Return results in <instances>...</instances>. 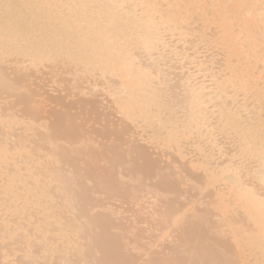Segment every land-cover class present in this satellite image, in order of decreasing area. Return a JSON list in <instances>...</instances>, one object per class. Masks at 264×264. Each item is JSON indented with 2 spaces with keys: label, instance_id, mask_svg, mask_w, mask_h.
<instances>
[{
  "label": "bare ground",
  "instance_id": "obj_1",
  "mask_svg": "<svg viewBox=\"0 0 264 264\" xmlns=\"http://www.w3.org/2000/svg\"><path fill=\"white\" fill-rule=\"evenodd\" d=\"M210 25L218 29L214 37H207L206 28ZM191 36L207 43L217 41L223 56L218 67L202 68L204 59L195 57V53L188 54L193 48L179 47ZM179 51L184 54L182 61L177 59ZM52 61L56 64L50 69L48 66L49 70L60 72L58 68L67 65L69 68L63 73L74 75L71 79L86 76L91 80L90 76L95 78L96 75L105 79L111 91L110 100L113 98L112 105L115 102L118 117L123 122H140L145 129L148 127L151 131L157 127L163 132L160 135L164 138L157 131H151L154 135L145 136L146 139H164L165 148L176 151L180 150V140H190L197 147V156L202 157L199 165L206 172V176L204 171L202 173L205 180L202 178L200 182L206 186L192 185L198 190V196L217 183L221 184V190L224 186V191H214L215 200L211 202L203 200V210L196 208L199 203L196 200L191 203V209L184 212L170 200L166 202L165 195L164 199L153 200L156 206L150 202L152 209L166 202L165 209L155 212L152 219L159 223L160 237L173 229V233H179L180 244L171 251L174 255L168 251L170 248L165 249L166 253L157 250L159 254L154 247L151 249L154 252L148 254L150 247H146L148 251L144 247L145 253L137 244L141 229L135 228L137 232L119 227L112 211L107 215L104 205L100 208L97 201L89 200L92 188L96 187L104 188L111 197L115 193L116 197H122L114 196L115 199L134 201L132 197L136 200L142 197L143 201L144 194L149 193L145 190H150L153 182H144V178L151 175L159 179V185L155 183L157 189H162L161 194H180L175 185L180 179L171 172V167L170 172L166 169L168 165L166 170L162 169L163 173L157 171L158 162L154 163L143 148L136 144L130 149L129 144H134L136 139L133 142L126 139L131 142L123 144L128 148H120L122 143L119 144L120 140L117 143V137L115 141L109 139L116 145L112 142L111 153L106 152L107 146L102 150L105 157L100 153L103 165L99 168V155L94 153L95 157L91 152L96 151L97 146L86 142L82 149H76L78 136L64 127L65 132L59 128V134L48 133V143L38 144L37 149H41L42 144L49 145L50 151L45 156L50 157L52 153L55 156L46 164L38 156L30 155L32 147L26 144L18 151L15 149L19 148H14L19 155L13 152L9 155V149L4 148L6 144L1 140L5 145H0V178L4 175L5 183L1 186L0 206L6 207L8 215L0 217V240L1 243L13 240L11 243L21 249L12 248L14 251L8 252L11 244L0 245V264H4L9 254L21 251L23 255H18L24 261L16 260L20 264H252L247 261L250 257L253 263L264 264V68L258 72L249 69L252 64H264V0H0V90L20 97L23 93H16L22 77L14 76L12 80L7 70L12 69L19 75L23 69L33 68L34 71ZM173 70L177 73L173 74ZM246 71L251 73L246 74ZM220 74L222 78L218 77ZM172 75L179 77L175 85L180 91L178 97L174 93L177 89L167 88L173 81ZM205 78L211 85H205ZM27 85L24 102L34 103ZM69 86L64 85V88ZM75 86L79 85L74 83L70 89ZM68 116L69 120L72 116ZM7 119L2 122L0 117V124L13 125L14 121ZM61 130L64 138L74 137L77 143L56 145L53 141L61 136ZM122 131L118 135L112 129L111 135L117 134L119 139L122 135L123 140ZM216 132L224 135L222 144H217ZM223 144L233 149L220 164ZM212 145L218 152L215 156L206 149ZM167 150L163 148L162 152ZM82 152L89 155V159H83L84 167L79 169L75 165L74 169H66L67 162L74 165V158ZM16 155L18 158L29 155L30 161L15 162L17 157L12 156ZM30 156L37 160L31 161ZM193 163L192 167L196 166ZM87 182H92L94 187ZM147 183L150 186L145 189ZM176 188L178 192H174ZM225 188L227 193H224ZM211 207L216 212L214 215ZM97 209L102 214L97 213ZM129 233H136L134 240L127 237ZM153 242L147 245L152 247ZM132 250L136 252L134 255ZM13 254L11 256H15ZM138 256L144 260L149 256V259L142 262Z\"/></svg>",
  "mask_w": 264,
  "mask_h": 264
},
{
  "label": "rangeland",
  "instance_id": "obj_2",
  "mask_svg": "<svg viewBox=\"0 0 264 264\" xmlns=\"http://www.w3.org/2000/svg\"><path fill=\"white\" fill-rule=\"evenodd\" d=\"M227 15H229V14H227ZM193 17H194V15H191V18H193ZM245 29H247V28L245 27ZM217 32H218V29L214 25H210L206 28L207 37H214V35ZM196 40L197 39L195 38V36L187 37L184 42L180 43L179 47L180 48L182 47V49L183 48H191V49L193 48L192 51L191 50L188 51V54L191 55V54L195 53V57H197V58L202 57L205 61V66L202 68L207 69V67H210L214 70L216 67H218L221 64V61L223 59L220 45H218L217 41H214V40L211 41L212 43H207V41H204V40H197V41ZM189 42H191V43H189ZM184 43H186V45H184ZM182 49H180V51ZM181 52H183V50ZM181 52L178 56L179 58L177 57V59H179V61H182V58H184L183 53H185V52H183V53H181ZM52 62L53 63H48V64L45 63L46 65H42L43 67L40 66L38 69H36L34 71L32 70L33 68L23 69L22 73L19 75L16 72H14L12 69L7 70L6 73L10 78H12V80H15V78L13 79L14 76L15 77H17V76L22 77V79L18 83L19 88H18V92L16 94H18L19 92H21V94L22 93L23 94L20 97H14V95L12 96V94L6 92L5 90H2V89L0 90V117L2 118V122H6L4 120H5V118L7 119V117H9L7 119V121L9 119L14 121L13 125H11L10 127L2 126L5 123L0 124V141L2 140V142H5V144H6L5 145L4 143H0V145L3 144V146L5 145L4 148H6V150L9 149L8 150L9 155L12 154V152L15 155L17 153V152H15L16 150L18 151L21 148H23V146L21 147V145L26 144L27 147L29 145L30 147H32V150L30 149L32 152L29 154L34 156V157L38 156L39 159L42 160L41 162H44L46 164V163H49L51 160H54L55 156L53 153L50 157L45 156V154H47V152L49 153V151H50L49 145H46L44 143L45 145L42 144L41 149H37L38 144L42 143V141L48 143L49 142L48 137H47L48 133L54 132L56 134H59V132H57V130L59 128L62 129L64 127L68 131L72 130L75 137H76V135L78 136L77 137L78 140L77 139L76 140L79 143L77 145H75L76 149H78V148L82 149L83 143L86 144V142L87 143L89 142L88 144L96 145L97 146L96 151L98 150V147H99V151H98L99 154L96 151H91V152H93V154L96 153L97 155H99V157H97L98 158L97 163L99 164V165L97 164L98 165L97 168H99V166L103 165V164H100L101 163V156H104L103 154H105L104 153L105 151L102 154V150H105L107 147L108 148L106 149V152H107V150L109 151V148L112 149L113 146H111V145H113L112 142L114 143L115 137L118 138V139H116V141L120 140V142L117 141V143L118 142H119V144L122 143L120 145H122L123 147L121 146L120 148H128L123 144L124 143L126 144V142H127V144H129V143L133 142V139H136V141H138L139 143H136V141H135L134 144H132V143L129 144L130 149H131L132 145H133V147H136V144L138 147L143 148L145 150V152L148 154V157L154 163L157 164V162H158L157 171L162 172V169H165L167 165L168 166L166 169H168L169 167H171L173 169V166H174V169L173 170L171 169V172H173V173L175 172L174 174L175 175L177 174V177L180 179L179 180L180 184L179 183L176 184V182H179V181L178 180L176 181L175 178H173L176 181L175 185L178 186L177 188H179L178 191L180 192V194L179 193H177L176 195L172 194V193L161 194L162 189H160V190L157 189V186L159 185V179L156 180L155 178H157V177L154 178L151 175V177L149 176V177H147V179L144 178L145 179L144 182L146 180H147V182H150V183L153 181L155 185H153V182H152L151 188H150V190H148L147 188L150 186V184L147 183L148 186L145 188V189H147L145 191L146 192L149 191V193L147 192L144 194L145 198L143 196V198H144L143 201L140 199L142 197H138L139 200L138 199L136 200L135 197H132V199L134 198L135 200L134 199H133L134 201L129 200L130 203L128 201V199H130V198H127V199L124 198L125 199L124 201H123V199H119V198L115 199L116 193L112 195V197L114 198L113 199L111 197V195H108L106 193L104 188L99 190L98 188L93 186L92 182H87L89 184V186H93L95 188V189L92 188L93 192L91 191L90 196H89V198H90L89 200L94 201V203L97 201L100 205V208L102 205H104L103 208H105L107 215L111 214V211H112V213L114 215H116L115 217H113L114 218L113 220L117 222V223L115 222V224L116 225L118 224L119 227H121V228L123 227V229H127V227H128V229L130 228L131 230L135 229V228L136 229L139 228L138 231L141 229L140 233H138V234H140V235H138V239H139V237H140V239L139 240L137 239L138 240L137 244L140 245L143 249H144V247L145 248L150 247L148 254H150V252L152 251L151 249L154 247V249H153L154 251L157 252V250H158L161 253L162 252L166 253L167 252L166 250L170 248V250H168V251H170V254L174 255L173 252H171V251L174 248H176L177 246H179V244H180V243H178L179 240L177 239L178 237L180 238L179 233L174 232L176 234V235H174V233L172 231L173 229L172 230L169 229L166 233V236L160 237L161 235L159 236V234H162V233H161V230H159L160 227L159 228L157 227V224L159 225V223H158V221L156 222V220L154 222V219H152V215L155 212L164 210L165 209V203L169 202L168 200L173 202V205L177 206L182 211L185 210L184 212L189 211L192 207L191 203L193 201L197 200L199 203H197L196 208L198 210H203L205 208L202 206L203 200H207V202L208 201L211 202V200H215V198L213 199L215 192L216 191H224L223 190L224 186H222L223 188L221 190V184L219 183L220 184L219 185L217 183L218 185L216 184L215 186H212L214 188H210L211 187L210 186L209 191L208 190L205 191L207 193H203L200 196H198L199 192L196 188H194V186H195V184L196 185L201 184L200 182L205 180V178L202 176L203 175L206 176V172L204 170H202L201 165H199V163L202 160V157L199 156V158H198L197 155H199V154H197V153H199V152L198 151L196 152L197 147H195L193 144H191L190 140H188V141L186 139L180 140L181 143H179V145L180 144L181 145L179 147L180 150H178V151H176L177 149L174 150L173 148H170V149L167 147L165 148V146L163 145L165 143V141H164V139H161V138H164V136L160 135V133L162 131L157 129V127H156V130H152L153 129L152 128L151 131H155V132L157 131L158 135L161 136L160 140H156V139H155V141L150 140L151 135H154L149 130L150 128L148 129V127H147V129H145L146 127L145 128L141 127L140 122L133 123V121H130V123H131L130 124V123H127L128 120H126V123H125L121 120V117H118L119 114H117L118 112H117L116 104L114 102V104L112 105L113 98L111 97V100H110L109 96H111V91H109L108 85L106 83H104V82H106L105 79H103L104 80L103 81L102 79H100L99 75L98 76L96 75V76H94L95 78H93V76H90L91 80H89V77H87V79H86V76L82 77L80 75L81 77L74 80L73 78L72 79L70 78L72 75L71 76H69L70 74L64 75V73H65L64 71L67 68H69V66H67V65H65L66 68L64 66H60L58 69H61V70H60V72H59V70L56 71L57 73L55 72V70L53 71L55 73H53L52 72L53 69L49 70L50 67L53 68L54 65L56 64L55 61H52ZM251 62H256V60H251ZM261 68H264V64L257 63L256 65L252 64L251 68H249V69H251V71L258 72ZM75 72H79V71L76 70ZM174 72L177 73V70H173V74H174ZM250 73L251 72L246 71V74H250ZM262 74H264V72H262ZM65 76H66V78H65ZM172 76H173V78H171V81L172 80L173 81L171 82V84L167 88H170L173 90L177 89L176 91H174V93L177 94V92H180V91H179L178 87H175V85L178 82L179 77L176 75H172ZM222 76H223V74H220L218 77L222 78ZM72 77H75V76L73 75ZM67 78H68V80H67ZM204 80L206 81L205 85H211L210 83L207 82V78H205ZM65 82H67V83H65ZM73 82L75 84L79 85L81 87V89L79 86L78 87L75 86L76 88L70 89V88H72L71 85L74 84ZM100 82H103V83H100ZM28 83H30V84L27 85ZM67 84H69L70 86ZM26 85L28 86L27 89H30V91H28V94H31L32 98H34V100H35L34 103H25L24 102L23 98L26 96L25 95L26 94L25 93ZM64 85H65V87L69 86L70 88L66 89V88H64ZM171 85H173V87H171ZM68 89L70 92L68 91ZM212 90L213 89L209 90V92H211ZM108 93H110V94H108ZM174 93L172 92L173 95H174ZM176 96L178 97V94ZM110 103H111V105H110ZM68 115H71L75 121L72 120L73 118L71 116H70L71 118H69V120H70L69 121ZM122 119H123V117H122ZM118 121H119V123H118ZM108 125L111 126L112 128L110 127L111 129L110 128L106 129ZM118 127L120 129L123 127L122 129L125 130V131L124 130L122 131V129H121L122 133L124 132L123 140L125 142H123V140L121 139L122 135H121L120 139L118 136H116L117 134L118 135L121 134L120 133L121 131L118 130ZM134 127H136V128L134 129ZM140 127H141V129H139ZM64 128L62 130H64V132H65L66 129H64ZM112 129H113V131L115 129V131H116L115 133H117V130H118L119 133L112 136L111 135ZM62 130H61V133H62ZM133 130H134V132H133ZM150 132H151V134H150ZM180 132L181 131L178 132L179 135H182L181 134L182 132L181 133ZM32 133L35 136H33ZM162 134H163V132H162ZM62 135H63V137H62ZM222 135H221V133L219 134V132L215 133L214 137L216 138V141L218 140L217 144H222L224 142V137H223L224 135L223 136ZM18 136H20V137L22 136L21 139L25 138L24 141L23 140L20 141L21 139ZM111 136H112V138H111ZM145 136H150V137H148V139H146L147 137H145ZM64 137H65V135H64V133H62L61 136L59 137V135H58V137L55 138L53 142L56 143V145H58V146H66V145L68 146L70 144H76L77 143L76 141H73L75 139L73 136H72L73 137L72 139L70 138L72 141L70 139H66ZM124 137H125V139H124ZM215 138H213V139H215ZM109 139L114 140V141L110 142ZM126 139H128V140L130 139L131 142L130 141L128 142ZM146 140H148L149 142H147ZM182 141H184L186 143H184ZM20 142H22L23 144H21ZM115 143H114V145H116ZM19 144H20V147H19ZM119 144L117 146H119ZM26 145H24V146H26ZM92 145L90 146V148H93ZM140 145L143 147H141ZM223 145H222V151L224 153L221 155V157H219V160H218L219 161L218 163H220V164L223 161L225 162V158L229 155L230 149H233L231 146L229 147V144H225L224 146ZM117 146L115 148H119ZM15 147H17L19 149H15V151H14ZM163 148L168 149L167 150L168 152H164V151L162 152ZM34 149H35V152H33ZM206 149H208L207 150L208 154L213 155L215 153L214 154V156H215L218 153V152H216L217 149L214 145H212ZM212 149H214V150H212ZM212 151H214V152H212ZM231 151H233V150H231ZM87 152L80 153L81 155L79 154L80 155L79 157H77L78 155H76V159L74 158L75 164L71 165V164H68V162H67V165H65V168L66 169H69V168L74 169L73 166L78 165L79 169H82V167H84V165L82 164L83 159H89V157H87V156H89V155H87ZM209 152H211V153H209ZM100 153H101V156H100ZM96 154H94V156ZM107 155H108V153H107ZM32 156H30V157H32ZM12 157L14 159L15 157H17V155L12 156ZM27 157H25V158H27ZM134 157L137 158L136 155H134ZM200 157H201V159H200ZM25 158L23 156H21V158H20V156H19V158L17 157L14 160H15V162H19L22 159V163L23 162L25 163L28 160L30 161L29 157L27 159H25ZM34 159H36V158H34ZM34 159L32 157L31 161L33 160V162H34L35 161ZM44 159H46V161ZM99 160H100V162H99ZM13 162L14 161L11 160V162H9V163L12 164ZM193 162H195L196 166L199 165L200 168H199V166L198 167H196V166L192 167L194 165ZM168 163L173 165V166H170ZM192 163H193V165H191ZM156 164H155V167H156ZM35 171L36 170H34L33 172L36 174ZM123 171L121 170V172H123ZM203 171L205 172V174L203 173ZM163 172H164V170H163ZM168 172H170L169 169H168ZM123 173H126V172L124 171ZM166 173H167V171H166ZM202 173H203V175H202ZM14 174L15 173H13L12 175H14ZM31 174H33V173H31ZM153 174L157 175L156 172H153ZM182 176L184 179L182 178ZM173 177H176V176H173ZM190 177L193 179H191ZM198 177H199V179H198ZM4 178H5L4 175L0 178V192H1V186L5 183ZM149 178H151V180ZM194 178L197 179L196 182L193 181ZM202 178H204V179L201 181ZM181 179H183V181H181ZM246 180H248V179H246ZM155 181L158 184L157 186H156ZM192 181H193V183H192ZM205 182L207 183V181H205ZM82 183H84V182L82 181ZM192 185H194V186H192ZM222 185H224V183ZM89 186L87 185V187H89ZM201 186L203 187L206 185L201 184L200 187ZM257 187H256V189H257ZM177 188L174 190V192L177 191ZM259 188H258V191H262ZM155 190L157 191V193ZM158 190H159V192H158ZM225 190L226 191L224 193H227L226 188H225ZM163 191H165V190H163ZM143 192H144V190H143ZM158 193L161 194L160 197H157ZM153 194H155V196ZM142 195H143V193H142ZM163 195H165L166 197ZM168 195L169 196L171 195L170 196L171 198H169ZM178 195H179V197H178ZM117 197H121V196L118 195ZM164 197H165L166 202H162L163 206H161L162 205V203H161L160 204L161 208L159 206V207H154L152 209V206H150V204L154 203L153 200H155V198H157L156 201H158L159 200L158 198H160V200H161L162 198L164 199ZM166 198H168V199H166ZM226 198H228V201L231 200V198L229 199V197H226ZM120 200H122V202ZM125 201H126V203H125ZM137 201H139V202H137ZM98 203H96V204H98ZM154 204H152V205L156 206V203H154ZM168 204L169 203H167L166 205H168ZM106 207H107V209H106ZM96 208H98V207H96ZM100 208H98V209L100 210ZM108 209H109V211H108ZM211 210H212V207H211ZM107 211H108V213H107ZM212 211H213V215H214L216 212L214 210H212ZM212 211L210 212V214L212 213ZM97 213L102 214L101 211H99ZM208 213H209V211H208ZM104 214H105V212H104ZM139 214L140 215L142 214V216H139ZM7 215H8V213L6 212V207L1 205L0 206V217L5 218V217H7ZM29 229L31 230V228H29ZM135 230H133V232ZM119 232L120 231H118L117 234H120ZM134 234H136V233H134ZM134 234L129 233V235L127 236V237H129L130 241L134 240V236H133ZM130 235H132L133 237H131ZM155 236H157V237H155ZM167 236H168V238H167ZM175 236H177V237L175 238ZM129 239H128V241H129ZM12 241H10V240L4 241L3 240V243H1V240H0V243H1L0 245L3 246V244H11V249H10L11 251L9 250L8 252H13L14 250L12 248H16V250H17V248H20V247H18L16 244H12L11 243ZM152 242L154 244L152 247H151V245L150 246L147 245L150 243L152 244ZM13 243H14V241H13ZM144 245H146V246H144ZM171 247H172V249H171ZM147 248H146V250L148 251ZM20 249L18 252L21 251ZM132 251H131V254L134 255L136 252H134V251L132 252ZM154 251H152V252H154ZM8 252L6 254H8ZM21 252L24 253L23 251H21ZM21 252L18 254L23 255V254H21ZM144 252H145V249H144ZM159 252H157V253H159ZM161 253H159V254H161ZM12 254H9V256L7 255L8 256V259H7L8 264H15V263L20 264L21 262L24 261V260H21L23 258H22V256L20 257V255H18L17 252H14L15 256L17 254V257L11 256ZM249 255L250 254H247L248 257H249ZM139 256L142 257L143 255H139ZM141 257H139V259H141L142 262L149 259V256L148 257L146 256L147 257L146 260H144V258H141ZM143 257H145V256H143ZM252 258L253 257L247 258V261H249L252 264H257L255 262L254 263L252 262V260H253ZM250 259H252V260L250 261ZM7 260L3 261V263L7 264ZM16 260H19L21 262L17 263L18 261H16Z\"/></svg>",
  "mask_w": 264,
  "mask_h": 264
}]
</instances>
